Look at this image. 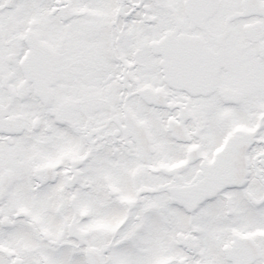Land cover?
<instances>
[{"label":"snow or ice","instance_id":"1","mask_svg":"<svg viewBox=\"0 0 264 264\" xmlns=\"http://www.w3.org/2000/svg\"><path fill=\"white\" fill-rule=\"evenodd\" d=\"M0 264H264V0H0Z\"/></svg>","mask_w":264,"mask_h":264}]
</instances>
